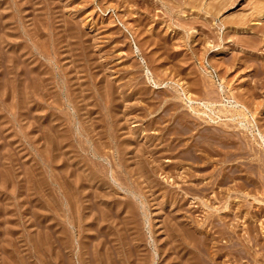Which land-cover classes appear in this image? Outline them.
<instances>
[{
    "label": "rangeland",
    "instance_id": "obj_1",
    "mask_svg": "<svg viewBox=\"0 0 264 264\" xmlns=\"http://www.w3.org/2000/svg\"><path fill=\"white\" fill-rule=\"evenodd\" d=\"M262 13L0 0V264H97L112 243L114 264H167L179 240L210 264L202 222L217 264H264Z\"/></svg>",
    "mask_w": 264,
    "mask_h": 264
},
{
    "label": "bare ground",
    "instance_id": "obj_2",
    "mask_svg": "<svg viewBox=\"0 0 264 264\" xmlns=\"http://www.w3.org/2000/svg\"><path fill=\"white\" fill-rule=\"evenodd\" d=\"M31 2V1H30ZM35 5V4H34ZM211 7V6H210ZM2 9V8H1ZM211 9V8H210ZM261 16H264V13H262L261 14ZM245 17V16H244ZM6 18V17H5ZM241 21V20H240ZM235 27V26H234ZM240 27V26H239ZM64 28V27H63ZM244 28V27H243ZM239 29V28H238ZM5 35V34H4ZM8 36V35H7ZM41 50V49H40ZM15 54V53H14ZM46 54V53H45ZM240 58V57H239ZM11 69V68H10ZM9 73V72H8ZM48 77V76H47ZM41 81V80H40ZM4 83V82H3ZM60 87V86H59ZM105 87V86H104ZM3 88V87H2ZM24 89V88H23ZM106 96V95H105ZM111 100V99H110ZM209 101V100H208ZM105 103V102H104ZM205 104V103H204ZM206 105V104H205ZM41 107V106H40ZM220 110V109H219ZM25 113V112H24ZM235 113V112H234ZM178 114V113H177ZM55 117V116H54ZM187 121V120H186ZM35 123V122H34ZM80 123V122H79ZM221 125V124H220ZM192 126V125H191ZM220 135V134H219ZM223 135H225V134H223ZM76 138V137H75ZM100 139V138H99ZM234 140V139H233ZM174 141V140H173ZM240 142V141H239ZM77 143H78V141H77ZM248 145V144H247ZM80 146V145H79ZM174 147V146H173ZM144 150V149H143ZM251 150V149H250ZM189 153V152H188ZM107 154V153H106ZM78 155V154H77ZM210 156V155H209ZM72 157V156H71ZM112 157V156H111ZM152 157V156H151ZM54 158V157H53ZM113 159V158H112ZM203 160V159H202ZM101 163V162H100ZM101 165V164H100ZM163 168V167H162ZM165 171V170H164ZM112 173V172H111ZM8 174V173H7ZM140 174V173H139ZM180 175V174H179ZM190 176V175H189ZM199 176V175H198ZM178 177V176H177ZM92 178V177H91ZM83 179V178H82ZM92 180V179H91ZM60 183V182H59ZM71 186V185H70ZM256 187V186H255ZM187 188V187H186ZM261 189V188H260ZM105 190V189H104ZM228 193V192H227ZM263 194V193H262ZM20 197V196H19ZM96 197V196H95ZM187 198V197H186ZM208 198V197H207ZM72 199V198H71ZM50 201V200H49ZM208 203V202H207ZM73 205V204H72ZM205 205H207V204H205ZM232 207V206H231ZM261 207V206H260ZM124 208V207H123ZM203 208V207H202ZM70 212V211H69ZM182 215V214H181ZM69 217V216H68ZM98 217V216H97ZM209 216H206L205 217V220H206V218L207 219H209L208 218ZM77 218V217H76ZM187 218H189V217H187ZM68 219V218H67ZM27 221V220H26ZM207 221V220H206ZM112 222V221H111ZM121 222V221H120ZM205 222V221H204ZM188 223H190L189 221H188ZM196 223H198V222H196ZM206 223V222H205ZM175 224H178V226L180 227V231L182 230L183 231V229H181L182 227L184 228L185 226H187L188 224L187 223H184V221L182 220V221H180V222H178L177 223V221H175ZM191 224V223H190ZM199 224V223H198ZM202 224H203V222H202ZM202 224H199L198 226L197 225H192L191 227H189V226H187V227H189V228H191L190 230H191V236H193V238H194V234H196V232H203V233H199V234H201V236L200 237H202V241H203V246H201L202 248H200L199 249V251H201V253H202V255H200L201 256V260L202 261H205V262H209L210 264H217L215 261H216V257H220L221 255H223L224 254V252L223 253H221L220 252V248H221V246H220V248H219V246H218V248L217 249H211V248H213L212 246V244L211 243H213V241H212V239H214V237L212 236V233L210 232V230H207V228H204L205 230L204 231H202V229H201V226H202ZM260 224V223H259ZM82 225V224H81ZM75 226V225H74ZM178 227V228H179ZM204 227V226H203ZM261 227H263L262 225H261ZM186 228V227H185ZM64 229H65V227H64ZM209 229V228H208ZM192 230H193V232H192ZM57 231V230H56ZM67 231V230H66ZM179 232L180 234L181 233H183V232ZM186 231H188V233H189V229H187ZM104 232V231H103ZM108 232H110V231H108ZM185 232V231H184ZM81 234V233H80ZM104 234V233H103ZM108 234V233H107ZM193 234V235H192ZM203 234V235H202ZM92 235V234H91ZM174 236H176L175 234H172L171 235V237H174ZM180 236V235H179ZM223 236V235H222ZM125 237V236H124ZM128 237V236H127ZM183 237H185V235L183 234ZM199 237V238H200ZM99 238V237H98ZM187 238H189L188 240H190V236L189 237H186V239ZM196 238V237H195ZM129 239V238H128ZM175 239V238H174ZM184 239V238H183ZM99 240V239H98ZM110 240H112V239H110ZM136 240V239H135ZM193 240V239H192ZM191 240V241H192ZM101 241L103 242V240L101 239ZM107 241V240H106ZM129 241V240H128ZM132 241V240H131ZM174 241V240H173ZM175 241H177L176 239H175ZM184 241H186V240H184ZM256 241V240H255ZM102 242L100 243V244H102ZM120 242V241H119ZM241 242V241H240ZM107 243V242H106ZM126 243H128V242H126ZM167 243V242H166ZM169 243V242H168ZM191 243V242H190ZM190 243H188V241L187 242H185V243H183L182 241H180L179 240V242H171V244L169 243V245H165V250H164V252L166 251L167 253H174V257H171V258H169L170 260H169V262L167 263V264H199V263H196V262H194V261H192L191 259L194 257V253L195 254H197V250H196V246H194L192 243L190 244ZM235 243V242H234ZM100 244H99V246H100ZM110 244V243H109ZM112 244H114V243H112ZM112 244H110L109 246H107L108 244H103V246H101L100 247V250H99V252H98V257H97V259H98V261H99V263H97V264H114L115 263V258H113L112 257V253L117 249V248H115L114 247V245H112ZM122 244V243H121ZM134 244V243H133ZM257 244H259L258 242H257ZM261 244V243H260ZM123 245V244H122ZM132 245V244H131ZM135 246V248L137 247V246H139V244H137V243H135L134 244ZM195 245H197L196 243H195ZM68 246V245H67ZM98 246V245H97ZM260 246V245H259ZM96 247V246H95ZM130 247V246H129ZM200 247V246H199ZM253 247V246H252ZM261 249L264 251V244H261ZM123 248H125V247H123ZM121 250H122V248H120ZM126 249V248H125ZM134 249V248H133ZM244 249V248H243ZM128 250V249H127ZM94 251H95V249H94ZM97 251V250H96ZM95 251V252H96ZM119 251V250H118ZM131 251V250H130ZM133 251V250H132ZM132 251H131V253H132ZM66 252V251H65ZM68 252V251H67ZM140 252H142V251H140ZM165 252V253H166ZM77 253V252H76ZM79 253V252H78ZM155 253V252H154ZM153 253V254H154ZM164 253V254H165ZM255 253V252H254ZM81 254V253H80ZM95 254H97V253H95ZM122 255L124 254L123 252L121 253ZM158 254V253H157ZM189 254H191V255H193V256H191V255H189ZM131 255V254H130ZM133 255V254H132ZM145 255V254H144ZM228 255V254H227ZM80 256V255H79ZM83 256V255H82ZM157 256V255H156ZM196 256V255H195ZM216 256V257H215ZM95 257V256H94ZM122 257V256H121ZM135 260L133 259L132 261L131 260H129L128 258H129V256L128 255H126L125 256V258L123 257V259H122V261H121V264H143V262H140L141 261V259H142V257H143V255L141 256V253H139V251L136 249V255H135ZM147 257V256H146ZM161 257V256H160ZM198 257V256H197ZM234 257H236V256H234ZM117 258V257H116ZM133 258H134V256H133ZM155 258V257H154ZM164 258V257H163ZM200 258V257H199ZM258 258V257H257ZM105 261H104V260ZM157 259H158V257H157ZM161 259V258H160ZM175 259V260H174ZM194 259H196V258H194ZM193 259V260H194ZM235 259H238V257L237 258H235ZM159 260V259H158ZM233 260H234V258H233ZM259 260V259H258ZM70 261H72V260H70ZM80 261V263L81 264H83V262H85V260H83V257L79 260ZM97 261V262H98ZM146 261V260H145ZM162 261V260H161ZM196 261V260H195ZM253 261H254V259H253ZM75 262V261H74ZM155 262V261H154ZM159 262V261H158ZM167 262V261H166ZM70 263V262H69ZM86 263V262H85ZM84 263V264H85ZM153 263V262H152ZM87 264H88V262H87ZM203 264V263H202Z\"/></svg>",
    "mask_w": 264,
    "mask_h": 264
}]
</instances>
